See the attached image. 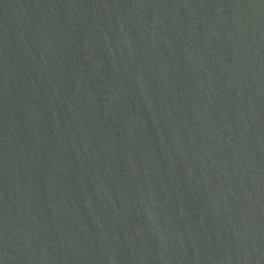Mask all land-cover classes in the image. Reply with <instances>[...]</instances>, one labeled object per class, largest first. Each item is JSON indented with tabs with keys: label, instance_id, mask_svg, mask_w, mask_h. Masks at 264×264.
Segmentation results:
<instances>
[{
	"label": "water",
	"instance_id": "95a60500",
	"mask_svg": "<svg viewBox=\"0 0 264 264\" xmlns=\"http://www.w3.org/2000/svg\"><path fill=\"white\" fill-rule=\"evenodd\" d=\"M0 264H264V0H0Z\"/></svg>",
	"mask_w": 264,
	"mask_h": 264
}]
</instances>
